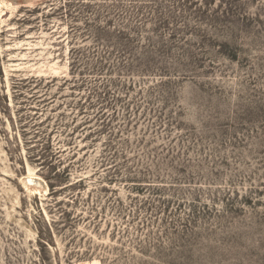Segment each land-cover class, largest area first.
<instances>
[{"label":"rangeland","instance_id":"obj_1","mask_svg":"<svg viewBox=\"0 0 264 264\" xmlns=\"http://www.w3.org/2000/svg\"><path fill=\"white\" fill-rule=\"evenodd\" d=\"M264 264V0H0V264Z\"/></svg>","mask_w":264,"mask_h":264},{"label":"bare ground","instance_id":"obj_2","mask_svg":"<svg viewBox=\"0 0 264 264\" xmlns=\"http://www.w3.org/2000/svg\"><path fill=\"white\" fill-rule=\"evenodd\" d=\"M77 264H100V262L98 260L93 261V262H85V263H77Z\"/></svg>","mask_w":264,"mask_h":264}]
</instances>
